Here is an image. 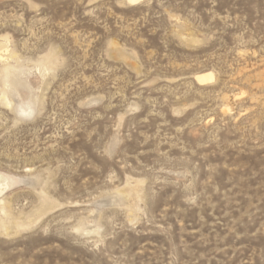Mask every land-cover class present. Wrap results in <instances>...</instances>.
<instances>
[{
    "label": "rangeland",
    "instance_id": "374dc122",
    "mask_svg": "<svg viewBox=\"0 0 264 264\" xmlns=\"http://www.w3.org/2000/svg\"><path fill=\"white\" fill-rule=\"evenodd\" d=\"M1 54L0 264H264V0H0Z\"/></svg>",
    "mask_w": 264,
    "mask_h": 264
},
{
    "label": "bare ground",
    "instance_id": "6f19581e",
    "mask_svg": "<svg viewBox=\"0 0 264 264\" xmlns=\"http://www.w3.org/2000/svg\"><path fill=\"white\" fill-rule=\"evenodd\" d=\"M139 1H141V0H128V2L129 3H132V4H134V3H137V2H139ZM6 51V50H5ZM6 54H8V53H6ZM4 59H3V55L1 54L0 55V61H3ZM8 60V59H7ZM10 68V67H9ZM4 69V71H5V69L6 68H3ZM10 70L7 68L6 69V71L4 72L7 76L9 75V72ZM4 74V75H5ZM5 75V76H6ZM6 76V77H7ZM215 76L212 74V72L211 73H205V74H201V75H198L197 76V81L198 82H200V83H205V82H208V81H212V80H214L215 78H214ZM5 80V79H4ZM8 89V88H7ZM3 95V94H2ZM6 100V99H5ZM6 181V180H5ZM5 184V183H4ZM6 187V186H5ZM3 188H4V186H2V184L0 183V192L3 190Z\"/></svg>",
    "mask_w": 264,
    "mask_h": 264
}]
</instances>
